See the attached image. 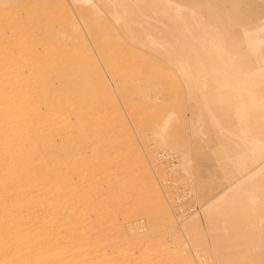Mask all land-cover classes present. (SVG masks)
Segmentation results:
<instances>
[{
  "label": "rangeland",
  "instance_id": "374dc122",
  "mask_svg": "<svg viewBox=\"0 0 264 264\" xmlns=\"http://www.w3.org/2000/svg\"><path fill=\"white\" fill-rule=\"evenodd\" d=\"M0 264H264V0H0Z\"/></svg>",
  "mask_w": 264,
  "mask_h": 264
},
{
  "label": "bare ground",
  "instance_id": "6f19581e",
  "mask_svg": "<svg viewBox=\"0 0 264 264\" xmlns=\"http://www.w3.org/2000/svg\"><path fill=\"white\" fill-rule=\"evenodd\" d=\"M4 252V251H3Z\"/></svg>",
  "mask_w": 264,
  "mask_h": 264
}]
</instances>
